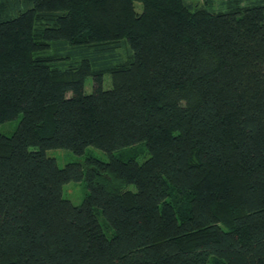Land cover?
<instances>
[{
    "label": "trees",
    "instance_id": "obj_1",
    "mask_svg": "<svg viewBox=\"0 0 264 264\" xmlns=\"http://www.w3.org/2000/svg\"><path fill=\"white\" fill-rule=\"evenodd\" d=\"M20 114L0 264H264V0H0V125Z\"/></svg>",
    "mask_w": 264,
    "mask_h": 264
},
{
    "label": "rangeland",
    "instance_id": "obj_2",
    "mask_svg": "<svg viewBox=\"0 0 264 264\" xmlns=\"http://www.w3.org/2000/svg\"><path fill=\"white\" fill-rule=\"evenodd\" d=\"M206 1L207 0H186V2H188L189 4L197 3L202 6L204 5ZM208 1H212L213 6L217 8L225 0H208ZM137 8H138V11H141L142 7L139 5ZM128 51L129 50L127 46H121L116 51H114L113 54L116 58H122V57H125L126 54H128ZM109 82H110L109 78H107V83H105L106 87H108ZM92 87H93V78H88L86 81V91L90 93L92 91ZM21 118H22V114H20L16 119L0 125V133L8 137L12 136L14 132L16 131ZM143 147L145 148L143 144H138L133 147H129V148L121 149V150L120 149L115 150L112 152V154H110L97 147L89 146L85 149V152L82 155H77L73 151L68 150V149L49 150L47 154L49 157L56 159L59 167L63 168L66 166V164L71 163L73 161L83 162L89 156L96 157L104 161H108L111 158V155L117 158H122L124 160H127L128 158H131V157H136L138 161L142 162L146 158L145 156L146 154L143 152L144 150L142 149ZM88 193H89V190L84 181H80V182L73 181L63 186V197L65 199L70 200L74 205H80ZM101 223L107 225L103 217H101ZM105 230L109 237L113 236L114 229L109 227V228H106Z\"/></svg>",
    "mask_w": 264,
    "mask_h": 264
}]
</instances>
